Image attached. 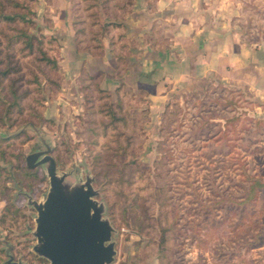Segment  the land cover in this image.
<instances>
[{
    "label": "rangeland",
    "instance_id": "rangeland-1",
    "mask_svg": "<svg viewBox=\"0 0 264 264\" xmlns=\"http://www.w3.org/2000/svg\"><path fill=\"white\" fill-rule=\"evenodd\" d=\"M116 1L120 5L121 0L32 4L34 33L54 38L45 50L57 68L19 45L9 50L18 68L11 76L18 106L10 120L0 102V238L12 246L9 254L24 264L46 263L31 252L34 239L27 228L33 229L35 211L22 194L39 201L48 187L44 169H28L23 159L43 149L40 137L58 174L68 173L73 182L92 177L94 199L104 205L102 216L114 230L111 264H264V187L248 191L253 179L264 182V121L253 99L217 82L191 90L182 85L158 114L142 91L122 84L118 110L112 92L100 95L95 81L83 75L96 73L78 69L76 79H69L66 51L74 48L82 57L97 52L116 21L110 15H122L121 22L128 13ZM208 8L209 18L264 50V0H208ZM68 23L74 38L65 44L60 34ZM113 40L125 48L123 37ZM5 259L0 242V264Z\"/></svg>",
    "mask_w": 264,
    "mask_h": 264
},
{
    "label": "crops",
    "instance_id": "crops-1",
    "mask_svg": "<svg viewBox=\"0 0 264 264\" xmlns=\"http://www.w3.org/2000/svg\"><path fill=\"white\" fill-rule=\"evenodd\" d=\"M208 10V0H134L121 20L125 48L114 44L125 57L118 65L121 75L110 59L108 38L101 37V50L86 57L68 48L69 79H76L83 63L90 75L103 73L101 88L111 91L120 81L126 90L142 91L158 114L175 87L217 82L253 99L254 112L264 121V50L209 18ZM61 30L60 38L71 43L70 24Z\"/></svg>",
    "mask_w": 264,
    "mask_h": 264
},
{
    "label": "water",
    "instance_id": "water-1",
    "mask_svg": "<svg viewBox=\"0 0 264 264\" xmlns=\"http://www.w3.org/2000/svg\"><path fill=\"white\" fill-rule=\"evenodd\" d=\"M43 149L24 156L28 169L41 166L48 187L39 201L26 193V205L34 211L33 229L27 228L34 243L31 252L44 259V264H111L115 249L109 221L102 216L104 205L94 199L92 177L85 174L84 181L73 182L68 173L56 171L50 146L39 137ZM4 245V264H24L9 254L12 246L0 238Z\"/></svg>",
    "mask_w": 264,
    "mask_h": 264
},
{
    "label": "trees",
    "instance_id": "trees-1",
    "mask_svg": "<svg viewBox=\"0 0 264 264\" xmlns=\"http://www.w3.org/2000/svg\"><path fill=\"white\" fill-rule=\"evenodd\" d=\"M35 1L36 0H0V102L6 104L4 107L5 116H2L6 117L7 120H10L11 118V108L13 106H18V95H15L14 93V89H16V87H13L14 80L11 79V76L16 72V70L18 71V68H16L14 65H11L9 60V56L11 54L9 50H14V47L16 45H19L18 50L31 54L35 59H37V61H42L53 68H57L56 61L48 57L45 50V44L50 42L54 43V38L44 36L36 37L34 33L37 22L35 19V13L32 8V4ZM132 5L133 3H131L130 0H121L120 5H118V1H116V7L122 10L126 9L130 11ZM121 16L122 15H120V17ZM105 17H107V15H105ZM110 17H112V19L116 21H114V23H111L110 30L108 29L106 32L104 31L105 33L103 34H105V37L108 38L110 59L114 64V68H116V73L118 75H121V70L119 69L118 65L122 64L121 62L125 57L122 56L119 52L115 51L113 39L116 40V38L124 36L123 24L122 22H117L120 17H116L113 13L110 15ZM105 19L109 20L107 18ZM113 27L116 28L117 31L115 33H110ZM113 35H115V37ZM97 48L99 49L97 50V52L101 50V45L99 43L97 45ZM4 49H6V51H4ZM81 69L83 70L84 67L82 68L81 66L79 70ZM83 75L85 76V78L95 81L93 84L97 93L106 97L111 96V94L107 92V89L100 87L99 81L103 73L97 72L96 75L89 76L87 75V73L85 74L84 71ZM5 80L6 83L4 82ZM34 81L36 82V79H34ZM122 88V83L120 81H117L115 83V86L111 90L112 94L116 98V106L118 110H120L119 102H121L122 97L124 96ZM110 114L113 115V112H111ZM119 119L120 118H116L115 121ZM1 153L2 152L0 151V158ZM251 185L252 186L248 187V191L250 194H254L256 188L264 187V182L261 183L259 180L253 179Z\"/></svg>",
    "mask_w": 264,
    "mask_h": 264
}]
</instances>
